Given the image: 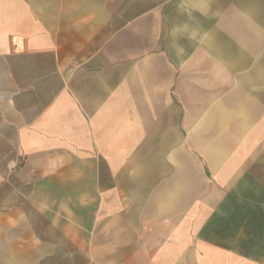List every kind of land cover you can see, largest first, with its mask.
Wrapping results in <instances>:
<instances>
[{
	"label": "crops",
	"instance_id": "1",
	"mask_svg": "<svg viewBox=\"0 0 264 264\" xmlns=\"http://www.w3.org/2000/svg\"><path fill=\"white\" fill-rule=\"evenodd\" d=\"M0 264H264V0H0Z\"/></svg>",
	"mask_w": 264,
	"mask_h": 264
},
{
	"label": "built area",
	"instance_id": "2",
	"mask_svg": "<svg viewBox=\"0 0 264 264\" xmlns=\"http://www.w3.org/2000/svg\"><path fill=\"white\" fill-rule=\"evenodd\" d=\"M10 167H11V169H14L16 167V165L15 164H11Z\"/></svg>",
	"mask_w": 264,
	"mask_h": 264
}]
</instances>
